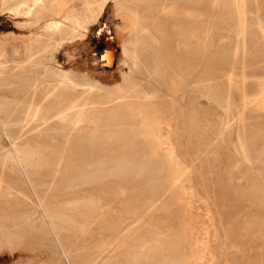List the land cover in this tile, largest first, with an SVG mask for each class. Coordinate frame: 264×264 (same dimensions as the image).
Masks as SVG:
<instances>
[{
  "label": "rangeland",
  "instance_id": "1",
  "mask_svg": "<svg viewBox=\"0 0 264 264\" xmlns=\"http://www.w3.org/2000/svg\"><path fill=\"white\" fill-rule=\"evenodd\" d=\"M204 5L205 30L201 32L207 37L202 38L206 41L202 54L192 32L194 26L190 36L185 37L180 30L183 24L160 14L151 19L142 4L138 6L155 42L141 45L138 70L119 62V46L122 42L129 43L131 37L126 35L118 41L115 31L119 20L110 10H104L99 24L85 42L66 41L54 52L56 68L75 77H86L104 88L92 91L89 96L82 94L81 88L77 89L76 94L83 102L76 110L84 108L83 122L65 130L46 126L38 134L20 137L21 142L36 150L29 164L4 162L3 150H0L3 192L0 222L15 221L16 226H10L9 230L21 233L12 247H0V264H148L143 258L132 262L131 257L146 252L143 241L151 234L158 233L165 240L174 236L183 202L172 186L177 174L168 166L165 144L153 140L144 114H153L161 122H175L181 133L189 126L190 113L197 117L196 121H202V133L173 136L170 144L176 151V160L187 165L188 185L202 196L207 195L211 205L202 206V201L190 203L194 232L200 233V222L206 213H213L219 229L220 210L224 226L220 228V240L225 244L224 254H229L218 260V264H264V236L259 235L257 224L252 231L246 229L255 208L248 211L246 205H237L239 200L233 196L235 189L228 179L232 176L231 148L236 143V134L226 136L225 144L219 143L217 137L222 127L219 121L226 117L219 104L229 96L232 110L228 118L233 121L238 118L236 107L240 106L242 92L251 99L259 92L260 82H264V38L260 33L264 29V0H243L246 29L243 45L236 38L239 20L234 0H205ZM28 20L26 16L3 12L0 5V40L6 43V50L22 39L27 40L44 22L42 19L39 25H30ZM218 34L219 37L227 35V42L218 44L215 37ZM112 48H115L113 55L106 57L113 52ZM21 56L15 59L18 63L26 61L25 55ZM7 59L14 58L8 54ZM191 68L193 71L185 76L184 72ZM29 69L26 67L25 71ZM196 70L203 74L204 84L208 85L205 88L195 87ZM37 71L41 74L42 69L38 66ZM229 76L233 83L230 90ZM122 77L137 85V93L128 92ZM171 80L174 83L170 84ZM116 85L122 96L130 97L93 109L92 97L99 99L114 93ZM13 93L34 111H43L49 105L44 87L0 89V94L11 96ZM110 115H122L126 123L124 133L116 140H109L104 134L93 140L96 118L105 121ZM244 115L246 129L255 137L253 149L262 151L264 116L253 107ZM111 129L110 124L102 126L101 131ZM162 141L168 142L165 137ZM9 142L0 137V149L4 145L7 148ZM119 162L126 166L142 165L144 173L130 170L107 176V171L99 170L101 166L108 169ZM239 168L241 172L232 171L233 176H247L246 167ZM43 209L56 211L59 218L49 220ZM253 218L255 223L257 217ZM26 222L28 227L22 228ZM54 224L59 225V231L54 230ZM155 261L149 258L148 262Z\"/></svg>",
  "mask_w": 264,
  "mask_h": 264
},
{
  "label": "bare ground",
  "instance_id": "2",
  "mask_svg": "<svg viewBox=\"0 0 264 264\" xmlns=\"http://www.w3.org/2000/svg\"><path fill=\"white\" fill-rule=\"evenodd\" d=\"M138 4H142L147 9L150 14L149 18L151 19L160 14L162 16H169L173 22L177 21L183 24L180 30L185 37L190 36L191 27L194 26L192 32L197 38L198 50L199 53H203L206 41L202 40V38L204 37L205 39L207 37L204 32L203 34L201 32L205 30L203 28L205 21V0H1L0 5L3 12H9L14 16H26L29 18L27 22L30 25H39L42 19H44V22L37 28L38 31L33 33L27 40H20L19 43L12 45L9 50H6L4 40H0V89L15 90L17 88L44 87L47 101H49V105L42 109L43 111H34L31 105L23 104L19 101L14 95L15 92L11 96L0 94V137L10 141L7 148H4V145L0 149L3 150L4 162H11L15 165H26L36 155V150L31 148L29 144L19 140L21 136L25 134H38L46 126L65 130L67 127L85 120L86 117L82 111L84 108L76 110L80 102H83L81 98L79 100V94H76L77 89L81 88L82 94L86 93L85 96H89L92 91L104 88V86H99L95 81L89 80L86 77H75L72 73L68 74L59 70L56 68V64H54L56 60L53 59V54L66 41L83 40L85 42L94 26L99 24V19L101 20L100 17L104 10H110L113 13L112 16L119 20V26L115 31L116 35H118V41L123 40L126 35H130L131 37L129 43L124 44L122 42L119 46L120 52L118 55L121 56L119 62L122 63V66L128 65L134 70L139 69L138 60L141 45H144L146 42L154 44L155 40L148 27V22L145 21V17L141 14ZM130 5H135L136 8L133 9ZM234 5L237 13L236 17L239 20L236 38L243 45L246 34L243 22V0H234ZM260 33L264 38V29H261ZM215 37L218 44L219 42H227V35L219 37L218 34ZM80 48L82 47L80 46ZM112 51L106 57L111 54L113 55L115 48H112ZM8 54L14 59L8 60ZM22 54L25 55L26 61L18 63L15 59L21 58ZM38 66L42 69L41 74L37 71ZM119 66L121 68V64ZM187 66L191 67L190 64ZM26 67L30 69L25 71ZM13 69L15 70L13 71ZM192 71V68L187 69L184 72L185 76L189 75ZM196 73L194 78L197 84H195V87L202 89L208 86L204 84L201 71L198 72L196 70ZM244 80L243 78L242 84H244ZM121 81L125 83L129 93H137V85L130 82L128 77H122ZM169 83L172 84L174 81ZM189 83L191 82L189 81ZM227 83L230 90L233 84L230 76L227 78ZM113 87L115 88L114 93H107L99 99L92 97L90 104L93 109H102L106 104L114 100H118L119 98L128 99L130 97L122 96L118 85ZM171 93L173 92L171 91ZM190 105L188 107L192 108L193 106L191 107ZM219 107L225 111L226 115L223 118L224 120L219 121V124L222 125L219 128V135L217 136L219 143L225 144L226 136L230 133L236 134L237 137L236 143L231 148L234 156L232 169L230 170L232 176V171L241 172L239 167L242 165L246 167L245 172L247 173L245 177H228L232 184L231 186H233L232 188L235 189L233 196L239 200L237 205H246L248 211H251V207L252 209L255 208V212L251 214L252 216H250L246 223V229L252 231L257 224L259 235L264 236V148L259 152L254 151L253 142L255 137L249 134V130L247 131L246 117L244 115L246 110L253 107L254 111L264 116V82H260L259 92L251 99L242 92L240 106L236 107L237 119L230 121L228 118L232 110L229 96L224 99L223 104H219ZM190 114L188 117L189 126H186L185 130L181 133L177 131L178 127L175 122H161L153 114H144L153 140L160 143V145L165 144L168 166L172 168L174 175L177 174L173 178L174 185L172 186L180 196L179 199L182 200L183 204L182 213L176 218L177 225L174 236L165 240L160 239L158 233L149 235L143 241V244L147 247L146 252H139L133 255L131 257L132 262H137L143 258L149 264L150 258L154 259V261L157 259L153 264H218V260L220 262L222 258L226 257L225 255L228 256L229 254V252L224 254L225 244L220 240L222 238L220 228L223 229L224 227L220 210L219 229L217 219L213 213L211 215L206 213V216H203L202 223L200 222L201 228L199 227V234L194 232L195 228L190 218L192 210L190 207L191 202L197 203L198 201H202V206L211 207L207 195L202 196L195 188L188 185L190 180L186 174L188 173L187 165L176 160V151L172 144H170V139L173 136L202 133V121H196L197 117L192 116V113ZM96 121L94 131L91 134L93 140L100 138L103 134L109 140H116L124 133L123 131L126 128L122 115H110L108 118H105V121L102 118H96ZM229 122H233V124H229ZM110 124L113 126V129L106 130L103 133L101 131L102 126L108 127ZM162 137H165V140L168 142H163ZM104 167H99V170L102 172L107 171V176L122 174L130 170H134L138 174L144 173V168L139 164L126 166L122 162H119L108 169ZM241 183H244V185H241ZM2 194L3 192L0 187V195ZM197 198L200 200H197ZM73 204L75 205V202ZM151 205L154 208V202ZM217 211L215 209L216 213ZM44 213L51 221L59 218L56 211L45 209ZM253 216L257 217L255 223L252 222L255 218L251 220ZM10 226H16L15 221L7 219L0 222V247H12L14 241L18 240L21 235V233L15 231L11 232L9 230ZM23 227H28L27 222L23 224ZM54 230L59 231V225L54 224Z\"/></svg>",
  "mask_w": 264,
  "mask_h": 264
}]
</instances>
